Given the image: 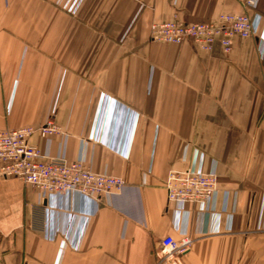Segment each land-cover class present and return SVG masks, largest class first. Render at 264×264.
<instances>
[{
    "label": "crops",
    "instance_id": "obj_1",
    "mask_svg": "<svg viewBox=\"0 0 264 264\" xmlns=\"http://www.w3.org/2000/svg\"><path fill=\"white\" fill-rule=\"evenodd\" d=\"M223 12L261 14L259 32L229 52L150 38ZM53 115L33 144L126 186L96 201L0 177V264H157L185 234L183 264H264V0H0V129ZM200 156L216 195L176 227L165 181Z\"/></svg>",
    "mask_w": 264,
    "mask_h": 264
},
{
    "label": "built area",
    "instance_id": "obj_2",
    "mask_svg": "<svg viewBox=\"0 0 264 264\" xmlns=\"http://www.w3.org/2000/svg\"><path fill=\"white\" fill-rule=\"evenodd\" d=\"M258 0H247V5L256 6ZM261 15L246 13H221L214 21L187 22L177 15L168 21H153L150 38L154 41L180 44L186 40L200 49L211 51L220 44L224 52L232 49L233 38L251 37L260 29ZM61 131L53 120L40 126H21L0 129V177H17L32 184L44 194L76 193L98 201L104 194L122 191L126 184L118 176L96 172L83 159L69 160L51 156L29 142L38 133L49 137ZM203 158L182 170H171L165 181L169 201L175 203L176 227L184 214L190 216L188 205L198 206V211L210 210L217 192V173L203 169ZM193 244V238L183 235L175 238L167 235L161 240L157 264H182V255Z\"/></svg>",
    "mask_w": 264,
    "mask_h": 264
},
{
    "label": "rangeland",
    "instance_id": "obj_3",
    "mask_svg": "<svg viewBox=\"0 0 264 264\" xmlns=\"http://www.w3.org/2000/svg\"><path fill=\"white\" fill-rule=\"evenodd\" d=\"M245 5H246V7H248V8H252V9H255L256 6H257V4H256V6H254V7H253V6H249V5H247V0H245ZM223 13H230V12H223ZM235 14H241V13H235ZM246 14H248V13H246ZM219 15H220V14H219ZM248 15H250V14H248ZM260 15H261V14H260ZM177 16H178V15H177ZM250 16H254V15H250ZM174 17H175V16H174ZM174 17H173V18H174ZM178 17H179V16H178ZM173 18H172V19H173ZM261 18H262V16H261ZM170 20H171V19H170ZM153 21H158V20H153ZM153 21H152V22H153ZM166 21H168V20H166ZM213 21H214V20H213ZM152 22H151V23H152ZM199 22H200V21H199ZM150 25H151V24H150ZM186 41H187V40H186ZM160 42H162V41H160ZM184 42H185V41H184ZM180 44H181V43H180ZM47 120H53V121H55V120H54V115L51 116V117H50L49 119H47ZM47 120H46V121H47ZM46 121H45V122H46ZM55 122H56V121H55ZM41 125H42V124H41ZM39 126H40V125H39ZM20 127H21V126H20ZM16 128H17V127H16ZM5 129H7V128H5ZM60 132H61V131H60ZM58 133H59V132H58ZM55 134H56V133H55ZM53 135H54V134H53ZM30 138H31V137H30ZM30 138H29V142H30L31 144H33V143L30 141ZM33 145H35V144H33ZM35 146H37V145H35ZM37 147H38V146H37ZM38 148H39V147H38ZM39 149H40V148H39ZM40 150H41V149H40ZM44 153H45V152H44ZM46 154H47V153H46ZM181 260H182V259H181ZM182 264H183V261H182Z\"/></svg>",
    "mask_w": 264,
    "mask_h": 264
}]
</instances>
